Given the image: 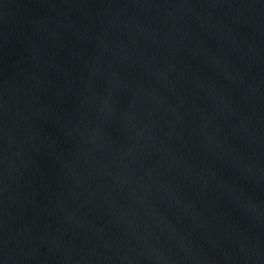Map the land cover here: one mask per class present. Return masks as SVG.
Returning a JSON list of instances; mask_svg holds the SVG:
<instances>
[{
	"label": "water",
	"instance_id": "1",
	"mask_svg": "<svg viewBox=\"0 0 264 264\" xmlns=\"http://www.w3.org/2000/svg\"><path fill=\"white\" fill-rule=\"evenodd\" d=\"M0 264H264V0H0Z\"/></svg>",
	"mask_w": 264,
	"mask_h": 264
}]
</instances>
